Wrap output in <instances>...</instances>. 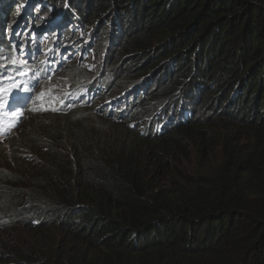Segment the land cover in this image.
Masks as SVG:
<instances>
[{"label":"trees","instance_id":"1","mask_svg":"<svg viewBox=\"0 0 264 264\" xmlns=\"http://www.w3.org/2000/svg\"><path fill=\"white\" fill-rule=\"evenodd\" d=\"M1 1L3 51L21 9ZM47 1L102 16L115 71L185 70V92L224 108L235 132L201 136L194 118L152 136L94 110L35 127L31 157L0 173V264H264V0Z\"/></svg>","mask_w":264,"mask_h":264},{"label":"clouds","instance_id":"2","mask_svg":"<svg viewBox=\"0 0 264 264\" xmlns=\"http://www.w3.org/2000/svg\"><path fill=\"white\" fill-rule=\"evenodd\" d=\"M1 2V8L3 5H16L17 10H21L16 13L13 34L4 43V50H0V108L8 105L11 107V104L15 105L11 107L13 110L17 105V109H21V105L26 107L9 131H5V122L9 118L2 116L0 137H14L11 132L15 131L29 114H49L55 118L78 109L94 107L100 114L129 122L136 99L140 94L145 96L148 87L156 80L157 73L119 87L113 77L105 76L106 79L97 75L99 56L97 52L92 51L96 44L103 43H95L97 36L94 38V34L87 35L91 30L84 27L79 17L68 16V5L64 4L58 10H53L47 0H5V4ZM70 25L73 27L70 28ZM25 26L27 28H24ZM83 29L84 32L77 36L76 32ZM104 46L107 45L103 44L102 60L106 59L105 55L110 51L109 47ZM18 84L22 90H15L17 94L13 96L14 90L10 89ZM182 90L184 88L177 91V94ZM23 93L30 95L24 98ZM194 101V93L191 97L185 92V95L170 102L157 104L156 108H152L140 119V133L159 136L192 121L196 111ZM29 104L32 107L26 110ZM90 110L92 109L82 112L88 113ZM129 123L131 127L136 126V122Z\"/></svg>","mask_w":264,"mask_h":264},{"label":"rangeland","instance_id":"3","mask_svg":"<svg viewBox=\"0 0 264 264\" xmlns=\"http://www.w3.org/2000/svg\"><path fill=\"white\" fill-rule=\"evenodd\" d=\"M14 6H15V9L18 8L16 5ZM2 8L4 9V11H7V9L8 11H11V8L9 6L5 7L3 5ZM61 11H63V9H61ZM101 18L102 16H98L97 21L93 22L92 21L93 19L88 21L84 19L83 16H81L80 22L84 24V27L91 30V33L88 32L87 35L92 36L94 32L98 29L97 34H96L97 37H96L95 43L99 41L104 44L106 43V40L105 38H102V34H101L103 32V28L99 27V25L103 26V24L100 22ZM69 27L72 28L73 26L70 25ZM84 30L85 29L78 30V32H76L77 36H80V33L84 32ZM110 31H112V27ZM103 50L104 48L102 47L101 52H103ZM159 50L160 48H158L156 51H159ZM105 56L106 58H108V56H111V55L106 53ZM105 60L98 64V74L97 75L100 78H104L105 76L113 77L115 83H117L119 87L127 86L128 84L144 77L146 74L145 75L143 74V70L148 68V65H149V62L144 63L145 60L140 59V65L142 61V68L140 69V74L138 75V73H132L131 75H129V74H125L126 70L124 69L121 71H117V70L115 71V69L111 68V64L107 63ZM146 60L148 59L146 58ZM138 61L139 60L132 62L131 67L129 69L130 71H137V66L139 65L137 64ZM102 64L103 66H101ZM175 74L179 75L180 80L182 81L178 83L176 87H174L173 90L170 89L171 90L170 93H166L169 91V89H166V85L168 84L171 85L172 80H174L173 76ZM184 74H185V70L174 72V70L170 71L169 68L166 69V72L159 71L157 73L156 80L153 81V83L148 87L145 96L140 94L138 98L136 99V103L133 108L134 110L131 113V116L129 118V122H136V126H134V128H139V130L141 129L140 119H142L146 113L151 111L152 108L153 109L156 108L157 104L165 102V101L170 102L174 100V98L176 97L185 95L184 90H182L180 94H177V91L183 88L184 86L183 84L189 77L188 74L186 75ZM80 75L82 74L80 73ZM213 78L215 77L212 75V76H209L208 79L204 80V83L207 82V87L209 88L208 91L209 90L213 91L212 89H214L216 85L215 82H213ZM238 78H239V75L237 74L231 76L230 78H224V79L222 78L223 83L219 85L217 88L221 90L224 88V86H228L229 82L231 83L236 82ZM201 81L203 80L201 79ZM220 81L221 80H219V83ZM232 92L234 93L235 90H233ZM22 95H24V98H28L30 94L23 93ZM46 95L50 96L51 94H46ZM263 97L264 95H261V98ZM201 101H202V95L200 96V98H198V100L194 101V107L196 111H195V115L192 116L200 120V130L202 131L200 134L201 136L206 135L207 137H210V136H215V134H219V133L235 132V128H231V124L233 122L229 124H225L227 121H234L232 115H230L228 112H223L225 111V109L224 108L222 109L221 107H219L215 102H211L210 105L206 104L207 105L206 106L205 104H202ZM31 107L32 105L29 104L26 110L30 109ZM87 109H92L96 112H99V114L101 113L100 111L96 110L94 107L82 108V109H78L75 111H84ZM220 113H224V114H220ZM63 120L64 119H61L58 116L53 118L49 114H43V115H30L29 114L24 118L20 126L15 131L11 132V134L14 137L6 139V136H1L0 137V173H6V175H10V174L12 175L14 172H16L18 169L22 167L23 164L20 160H22L23 158H24L23 160H25L26 158L31 157V154L27 152L28 149H27L26 143L28 142V136L31 134V132L34 130L35 127L42 126L44 129L47 130L50 127L60 125L61 121ZM18 144L26 147V150L24 151V150L18 149L17 147ZM190 150H193V149L190 147ZM19 152H21V155H22L21 157H20ZM35 154H36L35 157H39L37 153ZM186 154L187 152L184 153L183 155H179L178 156L179 159L185 162L183 157H185ZM168 159L171 160L170 157H168ZM191 164L192 163H189V166H191Z\"/></svg>","mask_w":264,"mask_h":264},{"label":"bare ground","instance_id":"4","mask_svg":"<svg viewBox=\"0 0 264 264\" xmlns=\"http://www.w3.org/2000/svg\"><path fill=\"white\" fill-rule=\"evenodd\" d=\"M38 10H40V9H38ZM41 14H42V12H41Z\"/></svg>","mask_w":264,"mask_h":264}]
</instances>
